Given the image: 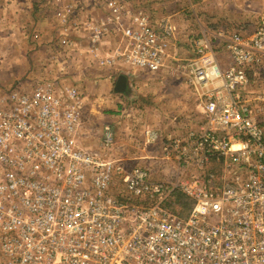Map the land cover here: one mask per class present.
Wrapping results in <instances>:
<instances>
[{
    "label": "built area",
    "instance_id": "built-area-1",
    "mask_svg": "<svg viewBox=\"0 0 264 264\" xmlns=\"http://www.w3.org/2000/svg\"><path fill=\"white\" fill-rule=\"evenodd\" d=\"M53 1L71 32L60 37L65 54L79 50L75 35L84 29L103 66L184 76L204 102L206 123L179 136L145 130L146 144L176 168L165 180L112 155L111 123L97 146L83 144L77 85L61 90L50 80L1 94L0 264H264V13L250 33L195 40L199 54L221 45L224 66L171 55L170 16L132 0ZM93 7L111 14L83 24L80 10ZM113 32L124 41L102 55L100 42ZM211 164L221 171H206ZM175 192L194 201L188 216L168 207Z\"/></svg>",
    "mask_w": 264,
    "mask_h": 264
},
{
    "label": "crops",
    "instance_id": "crops-1",
    "mask_svg": "<svg viewBox=\"0 0 264 264\" xmlns=\"http://www.w3.org/2000/svg\"><path fill=\"white\" fill-rule=\"evenodd\" d=\"M42 1L0 0V42H4L0 48V53L3 55L0 73L4 74L0 75V84L10 87L15 78L21 76L31 82L39 78L40 73H43L41 71L43 64L46 65V70L54 66L55 70L59 72V75L48 78H62L61 74L71 73V67H73L72 71L80 72V74H88L92 69H97L99 81L103 86L100 99L103 104L107 105L106 107H109V111L105 113L103 119L107 121L106 123L115 126L118 139L114 151L116 153L128 152V156L124 155L127 162H137L141 159L138 154L139 149H137L140 136L144 145L149 146L145 141L146 129L183 135L190 130H199L204 127L206 123L204 102L198 91L183 81L184 76H172L169 71L167 75L157 73L152 76L142 69L133 66L130 68V65L118 61L115 64L103 66L89 51V47L93 46V43L87 30L78 31L79 36L75 35L80 44L79 50H76L72 55V59L75 61H71V51L67 54L68 57L61 55L57 59V63L54 62L53 65L39 61L41 57L54 56V46L60 38L59 27L52 16V10L50 14L41 11ZM203 1H207L204 7L201 1L187 0L186 11H189V8L192 9L191 15L177 10L171 14L161 15L170 16L176 27V31L171 37L170 53L186 60L198 58L200 62H212L216 58L226 64V51L221 45L215 43L212 51L199 54L195 49V40L206 32L216 33L220 30L252 32L253 25L247 26L246 23L241 25L242 21L250 23L246 19L248 16L246 5L249 3L239 6L238 0H233V2L232 0ZM170 3L172 4L173 1ZM176 8L177 6L174 9ZM80 12L79 18L83 24L91 17L101 20L103 16L111 14V10L108 8L94 7L83 8ZM30 26H34V28L31 29ZM123 41L124 39L114 32L108 34L100 42L102 55L111 53L112 49ZM82 60L84 64L79 63ZM170 63L172 64V60ZM121 74L127 76V91L124 93L114 91V96L108 95L105 89H110ZM66 80L77 84L80 79L70 75ZM64 81L65 79H61L55 82L59 84ZM217 84H221V82L219 81ZM129 103L130 107L127 106ZM153 146H157V144Z\"/></svg>",
    "mask_w": 264,
    "mask_h": 264
},
{
    "label": "rangeland",
    "instance_id": "rangeland-1",
    "mask_svg": "<svg viewBox=\"0 0 264 264\" xmlns=\"http://www.w3.org/2000/svg\"><path fill=\"white\" fill-rule=\"evenodd\" d=\"M134 3H136L137 6L144 8L146 11H148L149 13H151L153 16L157 17V16H161V15H165V14H171L173 13V11L177 10V11H181L184 14H188L191 15L192 13V9L189 8V11H186L187 8V0H132ZM173 1V3L171 4L170 2ZM194 2L196 1H201L203 7L206 4L207 1H203V0H193ZM223 0H219L218 2H221ZM236 1V0H235ZM233 2V0H232ZM242 2V3H241ZM248 4L246 5V13H247V20L250 23H247V21H242L243 23H241V25L245 24L247 26H250L249 24L253 25V28L256 29L257 26H259L260 24V20H261V16L264 13V0H238V5L242 6V4ZM43 6H40L41 11H45L47 14L51 13L52 10V16L53 18H55V21L59 27V32H60V36L62 35L63 32H70L68 30L65 29V26L62 27L59 24V20L56 16V10L57 7L59 6L58 4H56L53 0H43L42 3ZM233 4V3H232ZM244 4V5H245ZM175 6H177L176 9ZM43 9V10H42ZM233 10V9H232ZM51 17V15H50ZM245 19V18H244ZM243 19V20H244ZM240 20H242V18H240ZM250 20V21H249ZM31 29L34 28V26H30ZM252 28V29H253ZM253 29V30H254ZM2 31V30H1ZM71 34V32H70ZM4 42H0V48L2 47ZM64 46H62V44L60 43V38H59V42L56 43V45L54 46V56H50L48 58H46V56L41 57L39 59V61H45L47 63H49L48 65H53L54 62L57 63V59L60 58L61 55L63 56H67V54H65L64 52H68V50L66 51L65 48H63ZM2 54L0 53V63H2L3 58H2ZM66 57H64L65 59H67ZM73 57H71V61H75V59H72ZM80 64H84V61H80ZM222 64L225 66V64L222 62ZM72 66V63H71ZM46 65H42L41 67V71L43 72L42 74L40 73L39 78L33 80V81H26L22 76L21 77H17L15 78V80L11 83L12 85L10 87H6V85L4 84H0V95L5 93L6 91H8L9 89H11L14 86L17 85H21L24 88L30 89L32 86H34L37 83H41L43 81H50V80H54V81H58L61 79H65V81L63 83H59V89L61 90H67L72 84L77 85L79 87V89L81 90V92L83 93V96L85 98V106H84V113H83V124L81 127V140L83 142L84 145L89 146V147H95L99 144L100 142V136H101V130L103 128L104 124H107V121H104L103 117L105 115V113H107L109 111V107H106L107 105L103 104L101 101V97L100 95L102 94L103 91V86L101 84L100 77L98 75V71L97 69L95 70H91V72H88V74H80V72H74L73 67H71V73L67 72L65 74H61L62 78L59 77H54V78H48V77H53L56 75H59L54 66L50 67L48 70L45 69ZM47 68V67H46ZM132 68V66L130 67ZM57 69V68H56ZM164 74H168V69H165V72H161ZM0 75H4L3 73H0ZM76 76L78 77L80 80H78L77 84L75 83H70L68 82L66 79L69 76ZM160 75V74H159ZM152 76H155L152 74ZM173 76V75H172ZM47 77V78H45ZM183 79V78H181ZM72 80V79H71ZM185 82V79L183 80ZM114 86L115 84L108 90L105 89L106 93L109 95H113L114 96ZM129 104H127V106H129ZM130 107V106H129ZM180 132V130H178ZM163 135H182L181 133H166L165 131H160ZM118 138H116L117 141ZM139 145L138 148L139 149V156H141V159H139V161H128V163L130 165H143V166H148L149 168H151L152 170V174L154 177L156 178H160V179H172L174 178L175 175V171L176 168L174 166V164L170 161V160H162L160 159L161 154V150L159 148V146H153V145H149L148 147L146 145H144L142 137H139ZM116 146V142L114 144V148ZM136 149V150H137ZM114 157H121L123 158V160H125V156H128V152L122 151V153H116V151L113 150V154ZM125 155V156H124ZM131 156V153H130ZM126 162V161H125ZM192 171V170H191ZM194 171V170H193ZM206 171H213V172H220L221 168L220 166H218L217 164H211ZM190 198V197H189ZM192 202H194L192 200ZM194 205V204H193ZM193 208V206H192ZM192 210V209H191ZM178 212H182V213H188L190 210L187 209H180L177 208Z\"/></svg>",
    "mask_w": 264,
    "mask_h": 264
},
{
    "label": "trees",
    "instance_id": "trees-1",
    "mask_svg": "<svg viewBox=\"0 0 264 264\" xmlns=\"http://www.w3.org/2000/svg\"><path fill=\"white\" fill-rule=\"evenodd\" d=\"M194 202H192V199L189 198L186 194L182 193V192H175L174 194H172V196L170 197L167 205L168 207L176 214L180 215V216H188L189 213L191 212L192 206H193ZM177 208L180 209H187L190 210L188 213H182V212H178Z\"/></svg>",
    "mask_w": 264,
    "mask_h": 264
},
{
    "label": "water",
    "instance_id": "water-1",
    "mask_svg": "<svg viewBox=\"0 0 264 264\" xmlns=\"http://www.w3.org/2000/svg\"><path fill=\"white\" fill-rule=\"evenodd\" d=\"M127 88H128L127 76L121 74L120 76H118L115 82L114 90L117 93H124L127 91Z\"/></svg>",
    "mask_w": 264,
    "mask_h": 264
}]
</instances>
